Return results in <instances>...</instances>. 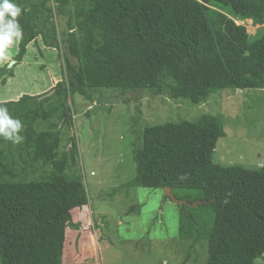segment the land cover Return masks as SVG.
I'll use <instances>...</instances> for the list:
<instances>
[{"label": "trees", "instance_id": "obj_1", "mask_svg": "<svg viewBox=\"0 0 264 264\" xmlns=\"http://www.w3.org/2000/svg\"><path fill=\"white\" fill-rule=\"evenodd\" d=\"M10 2L21 8L16 19L23 35L15 64L29 45L39 51L65 50L63 79L50 91L0 102L22 122L24 137L13 144L0 136V264H66L70 230H78L71 218L84 219L87 205L82 179L66 173L78 157L75 140L68 138L60 150L62 129L73 125L68 102L74 95L93 104L104 91L147 93L200 105L219 91L264 90V37L250 39L244 28L212 9L260 26L264 0ZM231 39L249 57L228 49ZM6 71L7 66L0 70V85ZM134 109V177L113 188L109 197L133 188H168L177 200L200 201L197 208L177 205L179 240L204 242L206 264L264 262V167L213 163L216 143L225 135L218 116L203 114L194 122L138 131V105ZM10 147L23 161L51 171L39 180H20L22 168ZM187 261L186 256L182 264Z\"/></svg>", "mask_w": 264, "mask_h": 264}, {"label": "rangeland", "instance_id": "obj_2", "mask_svg": "<svg viewBox=\"0 0 264 264\" xmlns=\"http://www.w3.org/2000/svg\"><path fill=\"white\" fill-rule=\"evenodd\" d=\"M222 13L236 26L245 29L250 39L264 37V25H253L249 20ZM58 28L62 21L56 19ZM228 49L249 57L247 50L231 39ZM41 50L29 45L21 62L15 64L17 43L10 52L5 84L0 85V102L17 101L22 95L39 96L50 91L63 79L61 53ZM41 52V53H40ZM12 77L9 78V74ZM70 129H62L61 151L66 140L73 138L77 144L76 164L68 168L67 175L79 176L87 195L86 216L77 231H71L65 246L66 264H206L204 242L191 244L179 240L178 208L170 199H164L161 189H129L125 194L109 197L113 188L129 182L134 177L130 119L139 107V121L135 128L180 121L194 122L208 114L222 120L224 136L218 139L213 163L220 166L240 165L247 169L264 167V90L219 91L200 105L185 100H169L147 93L119 95L104 91L93 104L74 95ZM22 168L20 180H39L51 171L23 161L22 155L10 147ZM131 211H129V209ZM80 212L77 210V215ZM86 223V225H85ZM254 264H264L260 259Z\"/></svg>", "mask_w": 264, "mask_h": 264}, {"label": "clouds", "instance_id": "obj_3", "mask_svg": "<svg viewBox=\"0 0 264 264\" xmlns=\"http://www.w3.org/2000/svg\"><path fill=\"white\" fill-rule=\"evenodd\" d=\"M21 8L10 0H0V63L11 61L10 48L22 38V29L16 19ZM22 122L9 115L6 107L0 106V136L13 144H20L24 137L20 135Z\"/></svg>", "mask_w": 264, "mask_h": 264}, {"label": "water", "instance_id": "obj_4", "mask_svg": "<svg viewBox=\"0 0 264 264\" xmlns=\"http://www.w3.org/2000/svg\"><path fill=\"white\" fill-rule=\"evenodd\" d=\"M52 94V92H49L46 96L49 97ZM163 193H164V199L168 198L170 199L173 203H175L176 205H178L179 207H182L183 205L189 207V208H197L199 205L202 204V202L200 201H195L192 204H188L185 201L182 200H177L174 198V196L171 194L170 190L168 188H164L163 189Z\"/></svg>", "mask_w": 264, "mask_h": 264}]
</instances>
